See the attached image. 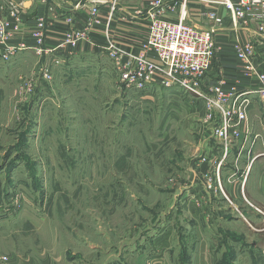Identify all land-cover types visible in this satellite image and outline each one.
Wrapping results in <instances>:
<instances>
[{"label":"rangeland","instance_id":"obj_1","mask_svg":"<svg viewBox=\"0 0 264 264\" xmlns=\"http://www.w3.org/2000/svg\"><path fill=\"white\" fill-rule=\"evenodd\" d=\"M12 18L0 27V264H264V163L250 170L237 149L257 133L240 131L221 163L218 146L199 174L197 132L221 120L203 97L127 90L96 52L37 51L45 33L36 51L10 46Z\"/></svg>","mask_w":264,"mask_h":264},{"label":"built area","instance_id":"obj_2","mask_svg":"<svg viewBox=\"0 0 264 264\" xmlns=\"http://www.w3.org/2000/svg\"><path fill=\"white\" fill-rule=\"evenodd\" d=\"M89 1V19L83 30L63 33L56 48L65 50L80 44L87 45L114 65L119 82L127 90H142L159 82L167 87L175 85L195 92L196 81L203 78L212 66L215 52L213 36L216 28L223 24L220 9L227 13L232 29L255 24L258 34L264 35V0H179L178 3L173 0H151L144 12L145 34L138 39L136 46L128 50L119 44L110 27L119 11V0ZM190 2L205 5L201 14L210 25L206 30H198L185 22ZM102 8L106 11L105 15L100 14ZM17 10V5L11 4L10 16L17 17ZM135 14L141 15L140 12ZM173 14L177 20L166 19ZM9 24L5 21L4 27L0 21L2 33L9 29ZM47 25L44 19L37 18L35 29L38 44L48 30ZM233 52L239 65L247 67L248 57L252 53L250 45L236 44ZM261 55L264 57V49ZM257 82L259 87L256 94L264 104V74L257 76ZM209 93L211 97L206 98L208 111L217 110L221 114L220 125L212 130L211 136L220 144L222 161L246 121L249 101L245 98L246 92H239L232 85L228 87L223 81L212 85Z\"/></svg>","mask_w":264,"mask_h":264},{"label":"crops","instance_id":"obj_3","mask_svg":"<svg viewBox=\"0 0 264 264\" xmlns=\"http://www.w3.org/2000/svg\"><path fill=\"white\" fill-rule=\"evenodd\" d=\"M148 1L151 0H119V11H117L115 21L111 23L110 27L115 34L116 40L123 48L128 50L131 49L138 44V39L144 36L146 31L144 12ZM173 1L178 3L179 0ZM11 4H16L18 7L19 20H21L22 23V33L21 35H17L21 37H16V39L9 41L8 44L10 46L18 43L27 45L33 43L30 44L32 46L29 47V50L32 49L36 51L39 45L30 33L32 30H36L35 23L37 18H42L48 24V30L46 32L48 35L45 36L46 39L43 41L45 47L48 48L43 50L39 47L37 51H43L44 53L55 52L59 55L57 56L59 59H65L64 57H66V55L64 54L69 53L67 56L74 60L79 56H85L91 52L97 53V51L91 50L85 44H80L73 48L68 47L65 51L58 50L56 48L63 33L83 30V26L89 19L87 10V8L91 6V2L89 0H0V19H3L8 23H12L14 21L10 16ZM25 4L27 5L26 7L24 6ZM204 9V4L190 2L186 9L185 22L198 30H206L210 25L205 21L201 14ZM136 12H140L141 15L137 16L135 14ZM100 14L105 15V9H100ZM175 14H177V11H175ZM175 14L168 15L166 19L170 21L177 20ZM219 15L223 18V24L216 28L217 30L213 36L215 52L211 69L203 78L196 81L195 92L191 93L196 96L203 97L206 100V98L211 95L209 93V88L219 81L227 83L228 87L231 85L236 87L239 92L247 93V96L245 97L249 101L246 110L247 124L242 125L240 127V131L243 132V130L247 128L248 131L257 133L255 134L256 143L254 140L252 144H250L249 141H240V147L237 149L240 148L239 157L242 160H249V165H251L249 169L251 170L253 164L258 159L260 163H264V150H259L257 155L248 150L249 147L251 149L252 146L264 147V104L260 101L258 95L256 94L259 87L257 76L264 74V57L261 55L264 49V35L258 34L255 24H251L249 27L232 29L227 13L220 9ZM50 34L53 36H50ZM236 44L250 45L251 47L252 53L248 57V61L246 63L247 67L239 65V61L235 58L233 50ZM248 68L250 70H248ZM179 93L180 92L172 91L168 93L167 109H169V111L173 110L172 108L174 107L172 99L176 97L175 94ZM185 101H187V99ZM203 102L204 101L202 100V103ZM201 110V107H199L197 111ZM171 115H173V112ZM210 125L204 126L203 123H201V128L197 132V134L200 133V141L198 142V146L195 151L197 157L192 159L191 162L198 161V164L200 165H198L197 172L199 174L207 172L208 169L211 171L213 167L212 165L208 166V164H211V159H213L214 162V160L217 159V153L219 154L218 151L220 148L218 146H220V144L215 143L211 139V133L215 128V125H212L213 127ZM259 141L261 143L260 145H258ZM235 144H238V142L232 145V151L236 146ZM259 153L261 154L258 155ZM227 156H229V153ZM219 159L220 157H218V162L220 161ZM249 178L250 177L246 180L247 188L249 187ZM262 189V195H264V187H262ZM8 256L9 264L18 263L17 255L10 254ZM24 263L32 264L31 261ZM39 264L56 263L49 258H42L39 259Z\"/></svg>","mask_w":264,"mask_h":264},{"label":"water","instance_id":"obj_4","mask_svg":"<svg viewBox=\"0 0 264 264\" xmlns=\"http://www.w3.org/2000/svg\"><path fill=\"white\" fill-rule=\"evenodd\" d=\"M24 6L26 7L27 5L25 4Z\"/></svg>","mask_w":264,"mask_h":264}]
</instances>
